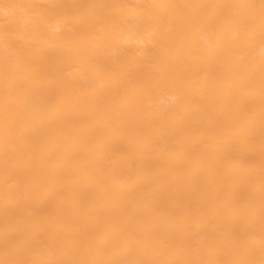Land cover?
<instances>
[{"label":"bare ground","instance_id":"obj_1","mask_svg":"<svg viewBox=\"0 0 264 264\" xmlns=\"http://www.w3.org/2000/svg\"><path fill=\"white\" fill-rule=\"evenodd\" d=\"M0 264H264V0H0Z\"/></svg>","mask_w":264,"mask_h":264}]
</instances>
